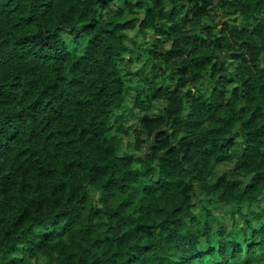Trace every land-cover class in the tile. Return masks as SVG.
I'll return each mask as SVG.
<instances>
[{"label": "trees", "instance_id": "1", "mask_svg": "<svg viewBox=\"0 0 264 264\" xmlns=\"http://www.w3.org/2000/svg\"><path fill=\"white\" fill-rule=\"evenodd\" d=\"M112 1L0 0V264H264V0Z\"/></svg>", "mask_w": 264, "mask_h": 264}, {"label": "rangeland", "instance_id": "2", "mask_svg": "<svg viewBox=\"0 0 264 264\" xmlns=\"http://www.w3.org/2000/svg\"><path fill=\"white\" fill-rule=\"evenodd\" d=\"M127 1L126 0H114L110 3L111 6L113 5H123L124 8L127 7ZM131 14L128 12V13H125L124 14V17H130ZM85 41L86 39H81L79 41H69L67 43V49L71 52H76V51H79L81 50V48L83 47V45L85 44ZM119 149L124 151V150H127V151H133V147L130 146L126 141L124 142H121L120 145H119ZM264 197V196H263ZM235 207V206H234ZM232 207L230 206H227L225 204H218V206H215L214 207V210L213 212L222 220H224L226 218V214L227 212H229L231 210Z\"/></svg>", "mask_w": 264, "mask_h": 264}]
</instances>
